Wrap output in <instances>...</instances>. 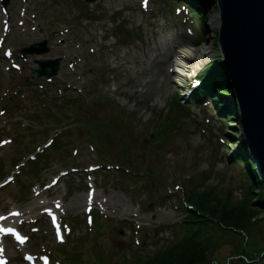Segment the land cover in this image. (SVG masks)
Instances as JSON below:
<instances>
[{
    "label": "rangeland",
    "instance_id": "374dc122",
    "mask_svg": "<svg viewBox=\"0 0 264 264\" xmlns=\"http://www.w3.org/2000/svg\"><path fill=\"white\" fill-rule=\"evenodd\" d=\"M183 1L194 2L9 0L4 8L0 0V221L14 211L9 228L0 225L1 264H70L80 254L79 264H134L181 236L192 190L212 188L234 202L249 190L258 208L261 191L247 165L231 160L243 141L238 118L224 113L233 112L232 88L216 93L217 107L204 92L192 95L184 78L160 96L142 83L140 68L152 59L154 43L196 41L200 17L219 10L211 4L198 17ZM44 43L48 53L23 56ZM42 60H61L58 75L28 84ZM216 63L220 55L193 82L201 86ZM33 202L53 206L33 212ZM258 209L246 236L211 225L220 243L211 256L216 264H264V208ZM238 244L252 256L232 258Z\"/></svg>",
    "mask_w": 264,
    "mask_h": 264
},
{
    "label": "water",
    "instance_id": "95a60500",
    "mask_svg": "<svg viewBox=\"0 0 264 264\" xmlns=\"http://www.w3.org/2000/svg\"><path fill=\"white\" fill-rule=\"evenodd\" d=\"M8 4L9 0H3L4 8ZM216 4L221 15L217 46L225 82L235 98L233 113L242 125L241 144L247 150L248 166L251 162L264 185V0H216ZM48 52L46 43L39 49L32 46L22 51L23 56ZM60 63L38 61L39 69L33 70L34 77L28 84L38 85L42 78L56 77Z\"/></svg>",
    "mask_w": 264,
    "mask_h": 264
},
{
    "label": "trees",
    "instance_id": "16d2710c",
    "mask_svg": "<svg viewBox=\"0 0 264 264\" xmlns=\"http://www.w3.org/2000/svg\"><path fill=\"white\" fill-rule=\"evenodd\" d=\"M178 3L184 4L183 6L187 8L188 12L191 15L200 17L199 12L207 9L211 4H214L215 6L216 0H194L192 4L185 3L184 1ZM202 19L203 16L199 19L200 27H203ZM216 40H218L217 36ZM213 64L214 63H212V65ZM207 74H209L206 76L207 79H205L204 83L197 89V92H204L206 95L208 94L213 104L218 107L220 105V101L217 99L216 93L221 92L225 88V86L229 88L230 85L229 83L227 84L224 81L226 79V76L221 63L213 66V68ZM224 113L230 119L234 115L233 112L224 111ZM170 120L171 122H169V125H175L176 122H174V119L171 118ZM163 123L165 126L167 125L165 121ZM70 129H74V127L63 126V128H61L62 131ZM160 131L162 133L163 129H160ZM156 133L158 136H155L159 137L160 135L157 127L154 130V134ZM167 138L168 137L166 135H163L161 137L162 140H167ZM59 148L60 146L56 142L52 150L54 151L55 149ZM45 159L46 157L42 158L41 161L43 162V160ZM248 159L249 157L247 154V150L245 149L243 144H241V152L238 151L235 156L231 158V160L235 161V163L236 161L245 162V164L247 165L246 167L248 169V173H250L249 168L251 167V175L248 174V176L252 181V186L254 187V189L257 188L261 191L256 204H258V208H264V185L260 182V179L255 173L254 166L251 164V162L249 163L250 167L248 166ZM33 164L36 165V163ZM37 168L38 164L36 167L32 168L30 173L36 174V172H38ZM35 176H38V174ZM19 188L21 189V187ZM246 195V198L242 201L234 202L230 198H219L216 195L215 189L212 188H208L206 190L204 189L203 191L192 190L189 193L186 201L188 206L187 216L185 217L181 225V236L175 241L171 242L167 247L152 254V256L144 259H139L134 264H216L215 260H213L211 256L212 253H214L218 249L220 243H218L219 240H217L214 234L209 232V228H211V225H214L218 227V229H224L225 232H231L233 235L238 236H246L247 234H250L251 228L255 224L253 220L258 214L259 209L255 206H252L253 198H250L251 194L249 190ZM97 225L100 228L101 222L98 221ZM248 249L249 248L247 245L243 246L242 244H238V247L235 251L236 253L234 254V256H232V258H245L246 256H252ZM259 253H264V249H260ZM58 254L60 255L61 253ZM82 257L83 255L80 254L78 256H75L76 260H74V257L69 258L68 260H66V263L79 264ZM255 262L248 260L246 263H243L255 264Z\"/></svg>",
    "mask_w": 264,
    "mask_h": 264
},
{
    "label": "bare ground",
    "instance_id": "6f19581e",
    "mask_svg": "<svg viewBox=\"0 0 264 264\" xmlns=\"http://www.w3.org/2000/svg\"><path fill=\"white\" fill-rule=\"evenodd\" d=\"M214 8V7H213ZM205 16L202 19L203 29L200 36L196 39V41L192 42H183L184 38L181 39L177 43L178 48H174L176 45L173 43L170 46L168 43H154V50L152 55L149 53L147 57L149 61L147 65H143L140 68V72L143 75V85L148 91H159V96L162 90L165 88L168 92L172 88V84L175 79H182L192 82L193 87L192 95L195 93L194 91L199 88V84L197 81L193 82L196 79V73L201 71L202 68L209 62L212 61V58L216 55H220V50L213 48V38L216 28L221 26V15L219 10L216 11L214 9L209 8L207 12H204ZM33 31V30H32ZM29 31V32H32ZM28 32V33H29ZM32 34V33H31ZM179 45H182V47ZM150 55V56H149ZM146 57V58H147ZM170 71H173L174 75L170 74ZM74 74L73 78H79ZM76 79V80H77ZM184 84H180L179 88H183ZM222 103V102H221ZM223 104V109L229 106V101H225ZM48 205H52L51 202H43L42 204L36 203L32 206V211H42ZM53 206V205H52ZM62 208V207H60ZM46 210V209H45ZM14 211L8 212L6 221L1 222L0 225L5 229L9 228V224L13 222L14 217L12 216ZM22 212L19 214L21 215ZM23 214V213H22ZM5 220V219H3ZM21 222V221H20ZM26 222V221H25ZM24 222V223H25ZM1 227V228H2ZM11 230H9L10 232ZM11 235V234H10ZM15 242V236L12 235ZM15 242L16 244H22L19 242ZM27 264H45L43 259H28L24 260V263Z\"/></svg>",
    "mask_w": 264,
    "mask_h": 264
}]
</instances>
